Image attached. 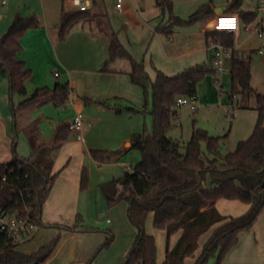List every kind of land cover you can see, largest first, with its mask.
Wrapping results in <instances>:
<instances>
[{
	"label": "crops",
	"instance_id": "obj_1",
	"mask_svg": "<svg viewBox=\"0 0 264 264\" xmlns=\"http://www.w3.org/2000/svg\"><path fill=\"white\" fill-rule=\"evenodd\" d=\"M116 1L90 0L91 6L87 13L96 18L81 20L61 35L62 24L70 17L82 13L75 0H61V2L60 0H0V40L17 15L35 16L39 20L38 27L30 29L21 40L23 49L19 58L32 70L31 77L26 81V94L12 92L9 76L0 63V163L18 158L38 167L37 161L40 158L34 154L36 148L42 145V137L35 120L29 118L34 109L53 102L37 103L27 108H19V105L36 88L51 87L52 74L56 78L63 76L64 83L68 82L71 88L69 107H65L63 112L58 114L59 120L54 134L59 125L70 123L77 111H82L85 120L90 121L91 126L95 128L102 120V113L113 108L108 106L112 101L121 99L131 105L142 104V98H145L144 92L130 79V60L118 58L107 63L110 57L109 37L96 23L99 17L116 32L122 45L136 61L143 64L151 80H154L152 76L156 77L157 70L173 75L191 66L206 64L214 71L213 51L209 44L211 39L208 41L206 32L213 30L216 15L223 10L228 12L237 0H171L174 15L182 19H188L203 4H209L211 13L195 23L176 25L169 36L158 30V27L167 25L168 16L162 14L155 0H123L121 10L117 9ZM247 1L242 0L239 10L254 12L256 16L249 22L252 25L250 29L247 28L249 23L240 18V27L233 32L235 38L233 51L236 53L257 50L260 54H264V28L262 23H257L259 14L262 16V21L264 19V10H261L264 2L256 0L254 2L257 7L249 9L246 8ZM67 4L75 8L72 13H68L67 8L70 7ZM258 28L262 29L263 38L259 37ZM81 41L83 45L80 47L78 45ZM231 56L227 59L226 70L223 73H227L228 70L230 73ZM106 64L108 70H103ZM48 67L46 72L45 68ZM54 67L58 70L51 72ZM55 72L58 76H55ZM223 73H219L221 77H218L214 71L202 82L213 88L212 79L217 77L222 84L223 93H227L229 98V93L225 91L222 83L223 78H226ZM227 79L231 81V74ZM17 95L20 97L17 98ZM202 96L203 93H200L198 87L197 98L200 104H202ZM229 101L234 107L232 101L230 99ZM40 117H47L46 112ZM27 122L33 124L34 133L28 142L24 139L23 149L20 150V134ZM87 127L84 126L83 129L90 133ZM54 134L48 138L49 151L41 155V158L47 161L52 160L49 176L56 174L42 205L43 224L30 236L20 240L18 249L25 253L42 250L46 252L52 242L59 237L49 257L40 264H123L138 235L128 215L130 203L122 201L113 206L116 218L107 219L111 224L110 237L97 226H84L78 223L76 215L80 214L78 212L80 175L83 169L82 156L85 154L83 147L86 139L71 140L69 135V141L55 150ZM125 140L128 141V137H125ZM126 146V149L130 147V141ZM169 178L174 176L169 175ZM229 201L235 206L237 202H241ZM243 204L246 206L243 209L244 213L249 209V204ZM216 206L219 207V200ZM263 211L264 209L251 230L240 233L238 243L227 252L220 264H256L257 260L263 264L264 240L258 235L261 229L264 231V218H261ZM213 231L214 227L199 237L198 249L193 255L185 258L184 264H194L197 261ZM178 236L176 234L171 237L170 247L175 244ZM204 236L206 239H203ZM165 253L166 249L159 258L157 244L158 264L163 263ZM208 264H217V259H211Z\"/></svg>",
	"mask_w": 264,
	"mask_h": 264
},
{
	"label": "trees",
	"instance_id": "obj_2",
	"mask_svg": "<svg viewBox=\"0 0 264 264\" xmlns=\"http://www.w3.org/2000/svg\"><path fill=\"white\" fill-rule=\"evenodd\" d=\"M155 2L162 14L168 16L167 25L158 27V30L168 36L176 25L195 23L211 13L209 4H203L188 19H182L174 15L171 0ZM241 2L235 1L228 12H238L239 17L249 23L256 14L239 10ZM87 12L72 16L62 24L61 35L81 20L96 18ZM99 18L96 23L109 37L110 57L107 63L118 58L130 60V79L142 88L146 98L143 111L147 109L148 97L151 96L150 113L154 124L152 134L133 135L130 147L125 149L135 148L142 154L133 171H126L121 177L100 185L110 206L122 201L130 203L128 215L138 235L123 264H158L156 238L146 231V221L151 212L154 227L166 232V253L162 264H184L185 258L198 249L199 237L213 227L212 235L194 264H208L214 258L220 264L227 252L238 243L240 233L251 230L264 209V93L256 92L251 83L250 63L237 57L233 51V32L214 29L206 32L208 41L213 39L232 49L231 104L234 105L235 101L242 103L246 97L255 95L258 120L252 135L241 140L234 151L225 155L220 152L223 137L211 136L200 128L194 129L182 152L181 142L168 135L174 120L179 117L175 109L176 100L181 96H197L198 84L214 71L206 64H197L175 75L157 70L155 79L151 80L143 64L132 57L116 32ZM38 25L39 20L35 16L17 15L0 40V63L9 76L13 93L26 94V81L31 77L32 70L19 58L23 49L21 40ZM102 69L108 70L107 64ZM70 93L68 82L58 81L54 87L36 88L20 103L19 108L42 102L60 105L69 99ZM108 106L121 111L119 106ZM70 133L69 123L58 126L53 137L55 150L69 141ZM203 143L207 145V152L202 148ZM121 153L122 150L90 151L100 164L111 162ZM51 163L52 160L43 158L37 161L38 167L18 158L0 163V173L7 176V183L0 186V205L18 211L26 205L31 207L37 227L41 226L42 205L56 176H49ZM169 175L174 178H169ZM87 186L88 177L83 168L80 189ZM220 199L239 200L249 204V209L238 216L224 215L216 206ZM81 219V215L77 214L76 221L79 223ZM176 234L179 235L177 241L170 247V239ZM58 239L46 252L25 253L18 249L20 243H14L6 233L0 231V264H40L49 257Z\"/></svg>",
	"mask_w": 264,
	"mask_h": 264
},
{
	"label": "rangeland",
	"instance_id": "obj_3",
	"mask_svg": "<svg viewBox=\"0 0 264 264\" xmlns=\"http://www.w3.org/2000/svg\"><path fill=\"white\" fill-rule=\"evenodd\" d=\"M254 1L256 2V0H248L246 8L254 9V7H257V4ZM67 6L70 7L67 8V10H69L68 13H72L75 8H73L71 4H67ZM259 16L257 23H262L264 28V19L262 21V16L260 14ZM174 30H176V28ZM79 44L80 45L78 46L81 47L83 45L82 41ZM236 53L237 57L245 59L250 63L252 72L251 83L256 92L264 93V54H260L257 50H246L244 52L237 51ZM48 69L49 67L45 68V71L47 72ZM54 70H58V68H52L51 72ZM224 74L226 78H223L222 83L225 91L230 93L231 81L227 79L230 74L229 70L227 73H223V75ZM217 75L218 77H221L219 73H217ZM51 77L53 78L51 87H53L58 81L64 82L63 76L61 78H56L52 74ZM215 78L217 77L212 79L215 91L212 87H208L206 82H202L204 79L200 82L201 84L199 83L200 85L198 84L200 93H203V100L201 101L202 104L199 103L200 105L197 111H193L188 105L175 106V109L179 113V117L174 120V125L168 131V135L181 142L182 152L185 151V144L191 139L195 128L204 129L211 136L223 137L220 144V152L222 155L234 151L238 143L241 140L248 139L255 129L258 120L255 95L246 97L242 103H237L235 101L234 107H232L230 105L228 94L220 91L222 84L215 83ZM152 79L155 78L152 76ZM31 93L32 92H30V94ZM19 97L20 95H17V98ZM145 99L146 98H142V104L140 105H131L121 99L112 101V104L110 105L121 107V111H118L114 107L109 108V110L102 113V120L100 119L101 121L97 124V127H87V130H89L90 133H87L85 129L82 131L83 137L86 139L83 147L85 154L82 156V165L87 173L88 186L83 190L80 189L79 193L78 212L82 218L79 223L84 226H97L109 237L111 236V224L107 222V219L113 220L116 216L113 213V206L108 204L100 185L113 178L121 177L126 171H133L134 166L142 159L140 150L134 148L125 151V149L133 135L137 133H153V117L150 113L151 96L148 97L149 104L147 109L143 111L146 103ZM69 104L70 100H67L60 105L50 103L42 108H36L32 111L29 119L35 120L42 137V145H40L39 148H36V154H34L35 156L37 155L38 158L41 159V155L49 151L48 138L54 134L55 127L59 120L58 114H61L65 107L68 108ZM63 105L65 106L63 107ZM129 107H133L135 110H132ZM45 112L47 117L41 118L40 115ZM32 126L33 124L27 122L24 126L25 129L21 131V142L19 144L20 150L23 149L24 139L28 142L29 138H31L34 133ZM125 137H128V141L125 140ZM75 138L76 134L71 131L70 139L75 140ZM202 148L207 152L206 143L202 144ZM91 149L107 151L122 150V153L118 158L111 162L100 164L91 156V154H89V150ZM27 151H29L28 148ZM236 204L237 205L235 206L229 200L221 199L219 200L218 208L220 213L224 215L238 216L243 213V209L246 206L241 202H237ZM261 218H264V211ZM146 231L149 234H154L156 236L155 238L158 244V254L160 258L162 251L165 250L166 247V232L163 229L154 227L152 212L148 215L146 221ZM258 235L264 240L263 229L258 232ZM205 236H207V234H205ZM205 236L203 239H206ZM260 263L261 262L258 260L256 261V264Z\"/></svg>",
	"mask_w": 264,
	"mask_h": 264
},
{
	"label": "built area",
	"instance_id": "obj_4",
	"mask_svg": "<svg viewBox=\"0 0 264 264\" xmlns=\"http://www.w3.org/2000/svg\"><path fill=\"white\" fill-rule=\"evenodd\" d=\"M75 4L81 12L88 11L91 3L90 0H75ZM123 0L116 1L117 9H122ZM264 10V7H261ZM251 24H247V28H251ZM240 27V17L237 13L233 12H221L216 15L213 21V29L219 31L236 32ZM258 30L259 37L263 38V32ZM210 47L213 51V69L216 73H223L226 70L227 59L232 54V49L220 42L213 39L210 40ZM264 45V42H263ZM262 51V49L260 50ZM58 76V73H54ZM215 83L220 84V80L215 78ZM223 93V88L220 90ZM70 98V96H69ZM188 105L193 111H197L199 108V102L196 95L193 96H181L176 100V106ZM65 105H63L64 107ZM92 123L86 121L84 114L81 111L76 112L75 116L69 123V129L76 134V138L79 141H84L82 134L84 126L90 127ZM7 183L6 174L0 173V186ZM37 228L35 218L33 216V209L29 206H24L22 210L7 209L0 205V231L6 233L14 243L23 240L30 236L32 232Z\"/></svg>",
	"mask_w": 264,
	"mask_h": 264
},
{
	"label": "water",
	"instance_id": "obj_5",
	"mask_svg": "<svg viewBox=\"0 0 264 264\" xmlns=\"http://www.w3.org/2000/svg\"><path fill=\"white\" fill-rule=\"evenodd\" d=\"M218 12H220V11H218ZM221 12H226L225 10H223V11H221Z\"/></svg>",
	"mask_w": 264,
	"mask_h": 264
}]
</instances>
